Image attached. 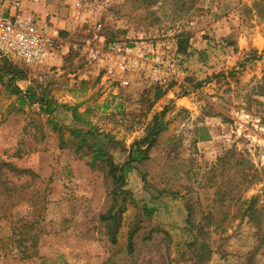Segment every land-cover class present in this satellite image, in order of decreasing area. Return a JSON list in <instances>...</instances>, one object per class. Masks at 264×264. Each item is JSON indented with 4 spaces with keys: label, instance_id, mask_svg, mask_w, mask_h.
<instances>
[{
    "label": "rangeland",
    "instance_id": "374dc122",
    "mask_svg": "<svg viewBox=\"0 0 264 264\" xmlns=\"http://www.w3.org/2000/svg\"><path fill=\"white\" fill-rule=\"evenodd\" d=\"M43 2L74 21L67 43H142L166 71L121 86L83 50L41 67L0 56V264H264V0ZM6 64L22 74L9 86ZM28 88L55 111L19 99ZM68 108L107 136L116 165L164 110L110 231L100 216L121 189L77 151Z\"/></svg>",
    "mask_w": 264,
    "mask_h": 264
},
{
    "label": "built area",
    "instance_id": "2783aa9c",
    "mask_svg": "<svg viewBox=\"0 0 264 264\" xmlns=\"http://www.w3.org/2000/svg\"><path fill=\"white\" fill-rule=\"evenodd\" d=\"M29 1L38 3L43 0ZM75 5L79 7L80 3ZM148 49L142 43L129 46L116 40L108 41L101 34H95L85 45L75 42L65 45L50 23L24 9L23 0H0V56L25 67H41L53 57L83 50L91 63L107 78H116L121 86L129 85L126 75L139 71L141 74L145 72L150 81L161 82L166 70H162L158 60L146 58Z\"/></svg>",
    "mask_w": 264,
    "mask_h": 264
},
{
    "label": "trees",
    "instance_id": "16d2710c",
    "mask_svg": "<svg viewBox=\"0 0 264 264\" xmlns=\"http://www.w3.org/2000/svg\"><path fill=\"white\" fill-rule=\"evenodd\" d=\"M183 43V40L179 41V46L177 48L178 53L185 52ZM8 66L10 65L6 64L2 70L5 74L11 75L8 80L9 86L18 78H21L22 74L12 67L8 68ZM2 79V76H0V82L3 81ZM17 93L20 94L19 99H21L23 102L26 101L31 104H38L41 111L48 115L52 114L58 106L54 101L47 99L44 94L39 96L31 88H28L23 93L20 92L19 89H17ZM67 110L71 112L73 122L76 125H79V128L73 131L75 136L80 138L77 151L84 147H86L90 151L91 156L90 161L88 162L90 166H93L96 160L107 163V165L109 166V176L112 179L113 184L115 185L116 189H121L120 192L114 194V204L108 209L105 214L100 216V219L102 221H108L107 227L110 231V226L116 219V215L113 213L115 204L118 200V197L124 193L122 191V188L126 183V176L128 173L138 170V165L143 160H147L149 158V149L154 144L155 139L163 130V125L160 122V116L164 113V110L161 112V114L153 118V124L147 130L145 136L142 139L137 140L133 144H131L127 152L126 160L121 165L114 164L108 157L107 148L109 147V143L104 142L106 141L107 136L102 135L101 133H97L94 128H92L88 124V122L83 119V114L77 112L76 108H68ZM1 166L7 167L9 172H13L14 174L29 173L28 171L14 169L11 165L6 163H2ZM142 181L146 184V180L144 177L142 178ZM162 193H166V190L162 191ZM110 233L112 236L114 235V232ZM129 236H132V232H129ZM130 251H132L131 246L129 247V252Z\"/></svg>",
    "mask_w": 264,
    "mask_h": 264
},
{
    "label": "crops",
    "instance_id": "0c3cea01",
    "mask_svg": "<svg viewBox=\"0 0 264 264\" xmlns=\"http://www.w3.org/2000/svg\"><path fill=\"white\" fill-rule=\"evenodd\" d=\"M23 6L25 10L35 13L41 21L50 23L58 32V38L64 43H67L66 40L61 39V35L67 36L73 33L74 21L71 20V18L67 19L61 14L53 16V12L50 10L51 8L47 7L43 1L32 3L29 0H23ZM41 244L44 246L42 241ZM43 246H41V250L44 249L42 248ZM44 251L45 250H43V253Z\"/></svg>",
    "mask_w": 264,
    "mask_h": 264
}]
</instances>
